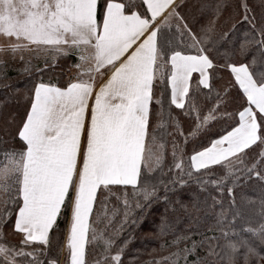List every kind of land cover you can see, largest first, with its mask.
Masks as SVG:
<instances>
[{
  "label": "snow or ice",
  "instance_id": "snow-or-ice-1",
  "mask_svg": "<svg viewBox=\"0 0 264 264\" xmlns=\"http://www.w3.org/2000/svg\"><path fill=\"white\" fill-rule=\"evenodd\" d=\"M183 3L0 0V75L16 59L25 72H31L33 58L42 59L35 71L44 73L74 57L68 68L76 70L64 80L39 75L27 88L25 112L9 114L0 127V264H59L53 258L59 252H67L66 264H123L128 240L118 238L129 219L128 193L124 219L107 235L96 227L107 218L104 193L131 186L132 196L143 200L137 208L162 200L191 218L201 211L199 196L189 201L179 196L190 183L221 193L211 204L206 199L204 216L194 218L199 224L211 215L214 223L177 237L176 251L163 259L264 264V198L256 227L236 205L233 187H227V206L223 199L229 180L235 186L241 177L255 178L264 186V0H239L224 19L231 22L227 31L216 27L230 7L227 0H218L213 17L197 23L178 11ZM237 15L248 27L239 44L229 45L226 37L235 31ZM25 52L31 54L27 59ZM181 116L192 121L186 133ZM163 122L172 126L171 133ZM221 122L224 126L213 131ZM164 135L173 136L167 172L165 145L159 142ZM177 135L185 144L190 138L201 141L186 170ZM214 168L223 175L213 178ZM167 217L166 208L165 227ZM6 229L20 241L8 242Z\"/></svg>",
  "mask_w": 264,
  "mask_h": 264
},
{
  "label": "trees",
  "instance_id": "trees-1",
  "mask_svg": "<svg viewBox=\"0 0 264 264\" xmlns=\"http://www.w3.org/2000/svg\"><path fill=\"white\" fill-rule=\"evenodd\" d=\"M218 0H184L183 5L178 8V11L182 15H185L187 19L193 23L199 21L206 22L208 19L213 17V9ZM239 0H227L228 5L230 6L227 11H225L219 18L217 23V30L227 31L231 26V22L228 24L224 23L225 17L228 15L229 11L235 6L238 5ZM255 2V0H253ZM180 1L178 2V4ZM206 5V7L201 8V5ZM236 29L234 32L230 33L226 37V42L231 45L233 42L239 44L244 39V33L247 30V24L240 19V16L235 17ZM223 50V49H222ZM251 55V53H250ZM75 58L69 57L68 59H62L59 61V67L53 68L51 70H46L44 73H37L35 67H43V60L38 59L33 64L31 72H25L23 70L13 69L7 66L6 73L0 75V127H3L5 119L9 114L15 113L19 115L25 112V109L28 107L25 96L27 88L31 86V83L39 75H43L45 80L49 77H54L56 79L64 80L70 77L71 69L68 68L70 62ZM63 70V75L61 72ZM224 81L228 79L227 73L222 74ZM224 81L217 80L216 83L222 84ZM7 85V86H5ZM19 90V91H17ZM21 91V94H20ZM235 93H233L234 95ZM173 107V111L178 112V110ZM234 108L230 107L229 111H232ZM238 118V117H237ZM181 125L183 131L186 133L189 129V125L192 123L189 119L181 116L180 117ZM223 122L219 125L213 126V131L219 130L223 127ZM14 127V126H13ZM163 127L166 132L171 133L173 131L172 126L163 122ZM2 135V133H0ZM8 140V145L11 146L13 141L9 137H5ZM177 143L185 149L183 153L182 162L185 166V170L188 167V158L191 155L193 148H197L201 142L199 139L192 140L191 138L185 144L184 139L180 136L175 137ZM172 141L173 136L164 135L163 140L159 141L165 145L163 150L164 153V170L168 171L170 165L173 164L172 157ZM15 144L18 146L19 141H15ZM178 170L174 167L172 168V174L175 175ZM213 172L216 173V178L219 175H223V169L214 168ZM239 175V173H238ZM233 187V194L235 196L236 205L242 209L245 213V218L249 220L252 227H256L260 221L259 212H260V200L264 198V186L260 184L255 178L249 179L247 181L241 177L239 183L235 186L231 184V181H226L225 191L223 193V199L225 205L227 206L229 200L231 199L230 195L227 193V187ZM207 191H201L197 184L190 183L186 185L183 189L179 191L180 199L184 201H189L191 195H198L199 200L201 201L200 207L201 211L199 213L193 211L191 213V218L186 215L183 211H172V207L166 205L162 200L154 202L151 206H145L143 208H137L135 205L137 201L143 204L142 197H133L132 188L128 186L124 188L123 186H114L111 188L112 195H109L108 192H105L104 195L108 196L107 200V218L103 219L101 222L96 224L98 229L104 230L105 234H109L117 225L121 223L124 219L125 207H124V193L127 192V199L129 201V219L128 222L124 224L123 231L120 233L119 240L123 241L128 240V245L125 249V252L122 257L123 264H154L157 263L160 259L167 257L170 253L176 251L177 245H173L172 241L177 237L182 235H187L191 232H204L205 229L212 223H214V216H209L208 219H202L199 224L196 223L195 217L199 215L200 217L204 216L206 208L203 202L207 199V202L211 204V197L215 196L218 199L221 198V193L212 187L211 185L207 186ZM160 194L163 195V190L161 189ZM96 211L100 212L101 209L97 204L95 206ZM168 209L167 217V227H165L162 217L165 214V209ZM218 210V209H217ZM111 220V224L108 225V220ZM90 220H95V216H90ZM136 222L133 223L132 221ZM106 225H108L106 227ZM246 227L248 225H245ZM62 228L65 227L64 224L61 225ZM5 230L6 239L11 243H18L21 239L19 235L14 232H8ZM7 234H12L13 236L19 237L16 241L11 240ZM206 235H213L211 232H205ZM218 235V233H216ZM193 239L200 240L201 236L194 235ZM248 238L256 245H259V240L256 237L248 235ZM190 244V242H188ZM219 243L222 245L224 243L223 238L220 239ZM185 241H181L178 247L183 248ZM201 255H204V249L198 248ZM53 258H58L60 263L61 252L54 253ZM212 259V258H210ZM216 259V264H223L219 258ZM163 262L165 260L163 259ZM167 264V263H165ZM242 264V261L240 262Z\"/></svg>",
  "mask_w": 264,
  "mask_h": 264
},
{
  "label": "rangeland",
  "instance_id": "rangeland-1",
  "mask_svg": "<svg viewBox=\"0 0 264 264\" xmlns=\"http://www.w3.org/2000/svg\"><path fill=\"white\" fill-rule=\"evenodd\" d=\"M30 55H31L30 53H27V52L24 53V56H25L26 59H27ZM35 60H37V58H33V61H32L33 64L36 62ZM8 67H11V68H13V69L22 70L23 67H24V63H23L21 60H19V59H16V60H9V62H8ZM75 71H76L75 68H72L71 71H70V76H71L73 73H75ZM20 94H21V91H20ZM8 232H9V231H8ZM7 236H8L11 240H15V241L19 238V237L13 236L12 234H7ZM197 252H198L200 255L202 254V252H200L198 249H197ZM167 256H169V255H167ZM193 259H195V256L190 255V256H189V260H193ZM165 263H167V264H172V261L169 259V260L163 262V259H160L159 261H157V263H154V264H165ZM180 264H183V260L180 261Z\"/></svg>",
  "mask_w": 264,
  "mask_h": 264
},
{
  "label": "crops",
  "instance_id": "crops-1",
  "mask_svg": "<svg viewBox=\"0 0 264 264\" xmlns=\"http://www.w3.org/2000/svg\"><path fill=\"white\" fill-rule=\"evenodd\" d=\"M180 0H177V3ZM3 38L0 37V40H2ZM66 257H67V252H61V259H60V263L59 264H66Z\"/></svg>",
  "mask_w": 264,
  "mask_h": 264
}]
</instances>
